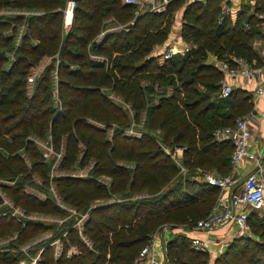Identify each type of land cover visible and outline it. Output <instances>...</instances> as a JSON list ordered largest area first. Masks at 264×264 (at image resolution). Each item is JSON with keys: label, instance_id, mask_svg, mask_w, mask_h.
Returning <instances> with one entry per match:
<instances>
[{"label": "trees", "instance_id": "1", "mask_svg": "<svg viewBox=\"0 0 264 264\" xmlns=\"http://www.w3.org/2000/svg\"><path fill=\"white\" fill-rule=\"evenodd\" d=\"M221 2L207 0L203 6L186 4L182 37L194 46L160 61L162 52L153 53L152 49L166 37L170 18L165 12L179 7L182 0L170 1L163 13L143 12L134 18L128 31L106 32L98 40L94 37L100 32L103 18L113 15L121 22L128 21L134 16L136 6L123 0H75L74 20L61 39L54 25H61L66 0H0V7L32 6L39 10L26 16L13 14L0 18V177L26 172L16 150L23 147L29 154L39 150L33 140H23L28 134H50L55 142L61 138L62 162L75 160L78 140L83 139L85 147L80 162L84 163L88 156L96 160L89 176H63L59 178L63 186L58 187L64 202L87 210L82 233L91 246L79 237L72 225L74 219L63 220L58 225L33 219L20 221L8 213L0 215V238L16 233L15 240L21 245L56 225L59 226L56 233L67 229L78 251L66 256L67 243L63 239L62 249L54 256L52 237L45 238L35 264H114L133 260L142 243L159 225L190 224L205 215L215 200V185L196 176H202L201 170L205 169L227 173L232 151L231 142L219 141L213 131L252 110L251 96L245 90L233 87L228 96H218L221 72L207 54L222 57L233 53L260 64L262 59L252 40L254 35L264 39L259 24L262 20L252 14L244 17L247 27L242 20L232 22L228 16L219 21ZM22 19H26L29 33L38 40L33 45L26 44L27 31L18 45L19 51L35 54L33 59H36L37 53L49 54L58 49L65 59L60 64L43 66L31 90L28 76L32 62L19 56L7 67V56L1 51L12 44V36L2 30L11 26L10 22ZM91 51L102 54L107 62L92 59ZM72 61L77 62L76 67L69 65ZM27 66L26 70L21 69ZM54 71L60 110L48 103L55 96ZM146 81L150 84L143 85ZM154 84L158 88L169 85L170 93L165 95ZM109 85L130 104L132 115L121 102L105 96L101 88ZM153 93L157 101H153ZM143 114L144 132L125 133L130 120L139 122ZM87 116L108 125L114 122L116 127L111 137L105 134L106 128L95 126ZM157 127L161 141L169 146H183L181 162L186 172H180L151 134ZM42 163L34 162L33 170ZM93 173L109 175V187ZM3 187L18 193L16 200L23 207L68 215L51 198L41 199L27 193L20 180ZM112 194H117L119 200L110 202L115 199ZM251 227L255 234L260 231L259 239L234 238L213 263H209L207 252L189 247L185 236L175 235L168 241L170 264H264V215ZM22 257L21 251L0 248V264H17Z\"/></svg>", "mask_w": 264, "mask_h": 264}, {"label": "built area", "instance_id": "2", "mask_svg": "<svg viewBox=\"0 0 264 264\" xmlns=\"http://www.w3.org/2000/svg\"><path fill=\"white\" fill-rule=\"evenodd\" d=\"M126 3H132L136 6L135 14L137 10L140 11L144 9V12L153 11L163 13L167 10V6L172 0H123ZM64 26L68 29L72 23L73 11L75 7V0H66L64 6ZM232 8L226 2L221 3L220 11L218 14V20L221 21L225 16L230 13H233ZM34 12V11H33ZM22 13V12H21ZM36 13V12H34ZM138 14V13H137ZM262 21L259 23L260 26L264 24V12L260 14L259 17ZM134 21V18L130 21ZM245 26H248V22L244 23ZM120 27L122 25H119ZM106 30H102L97 35V40L105 34ZM264 32V30H263ZM253 46L256 48L258 55L262 59L260 65H253L254 60H248L242 55H237L233 53L227 54L224 58L218 57L216 54H211L212 64L216 66L220 72L221 76L218 80L219 97H226L230 94L233 89V82L237 78H241L243 81H255V94L261 95L264 92V41L257 46L253 43ZM193 46L177 47L174 44H169L162 49L161 60L169 58L173 54L179 52L184 53L188 51ZM95 57H103L101 55ZM36 76V70L28 76V80L33 83ZM54 82V99L58 101L57 92V75L56 71L53 74ZM168 91L166 87V92ZM165 92V93H166ZM168 91L165 95H168ZM115 99H117L115 97ZM127 106V104H126ZM128 110L129 107L127 106ZM260 117L264 118V106L258 112ZM116 125V124H115ZM137 123L134 120H131V123L125 128L124 132L131 135H141L144 130L142 128H136ZM114 128L110 130L112 134ZM159 131V130H158ZM160 132V131H159ZM214 136L217 139L226 138L231 142L232 151L230 154V162L232 168H236L243 160H258V154L252 148L250 143L251 139V130L249 127V114H244L238 116L234 119L233 123L226 126H220L214 129ZM31 140L34 141L36 145H45L41 143L33 135L30 136ZM50 138V134H49ZM45 149L42 151L44 158H48L50 155L51 147L44 146ZM165 153L176 162V164L181 165L182 159V150L183 146L180 144H174L173 147H162ZM54 161L58 160V157L62 155L61 150L56 151L54 154ZM257 169L255 171L247 173L243 179L238 181L237 176L233 172H229L225 175L215 174L211 171L201 172V177L203 180L209 184L215 185L220 190V195L215 202V206L210 211V213L205 216L196 219L194 222V227L209 231L217 226L224 225L227 222H233L237 228V232L242 235H250L251 229L248 224V213L244 209V206L248 205L254 209H263L264 210V166L257 163ZM71 177H87L90 174H81L70 172L67 173ZM97 179L103 183L105 186L109 185V181L105 176L97 177ZM237 186H239L237 188ZM224 189H227L226 192ZM29 193V192H27ZM41 195H38L41 199L51 198L59 207L67 210L68 212H73L75 214L76 210L71 207L69 204L64 202L58 195L54 187H50L47 192H40ZM86 218V213L76 215V221L73 226L76 227L78 234L81 239L88 245L91 246L90 241L82 233V223ZM61 221V220H60ZM48 237V236H46ZM158 241V243H157ZM203 239L199 237H191L190 244L195 250H200L203 248ZM50 244L53 246V255L57 256L60 252L61 245H59L58 240H51ZM157 244L160 246L158 249ZM163 242L159 239V232L155 230L154 232L148 235V240L144 243L139 250L137 251L133 260L123 261L120 263L114 264H163ZM26 247H22L23 251H26ZM42 250V249H41ZM161 250V251H160ZM78 251L76 245H68L66 250V256H70ZM38 256L34 257L33 263L36 262ZM22 263L23 260H20ZM104 262L103 264H105Z\"/></svg>", "mask_w": 264, "mask_h": 264}, {"label": "rangeland", "instance_id": "3", "mask_svg": "<svg viewBox=\"0 0 264 264\" xmlns=\"http://www.w3.org/2000/svg\"><path fill=\"white\" fill-rule=\"evenodd\" d=\"M202 0H182V4L175 8L172 11H166L165 15L169 16L170 21L168 24V28L166 29V37L169 36H175L177 33H181V35L178 36H182V27L184 22L186 21V19H184V15H183V8L184 6H186V4L188 3H195V4H199L201 6H203V2H201ZM65 6V5H64ZM18 7V8H17ZM64 8L62 9V22L61 25L57 26V24H55L54 26L56 27V29L58 30L59 34V38L62 39L63 36H65L66 32H68L70 29H67L63 24H64ZM136 10V9H135ZM144 9L138 11L137 13L142 12ZM39 11L38 9H36L35 7L32 6H1L0 7V18H5L7 16H11L13 14H23L24 16L30 14V13H34V12ZM200 11L199 7H197V11ZM22 12V13H21ZM136 13V14H137ZM133 15H135V11L133 12ZM109 16V15H108ZM9 19V18H8ZM74 20V17H72V22ZM10 25H14V27L16 26V28H12L11 26H9L8 28L2 30V33L4 34H10L12 36V44L9 45L6 48H2L1 51L7 56V67L10 66L12 64V62L17 58H19V56H24V58L26 60H29L30 62H32L31 67H29V71L32 73V71L36 70V75L38 76V73L40 72V70L43 68V66L49 64V63H54V65L56 64H60L61 62H63V60L65 61V59H63L58 52V49L55 50V52L53 53H49V54H36L37 57L36 59H33V56L35 54H25V52H21L19 51L18 47L22 44L23 42V34L27 33L28 29H27V22L26 19H22L20 21L17 22H10ZM105 26V25H104ZM247 27V26H245ZM262 30H264V24L261 25L260 27ZM106 28L103 27L100 31L105 30ZM194 31V27L191 28V36H192V32ZM177 36V37H178ZM37 38L36 36H33L29 33L28 31V36L27 39L25 41L26 44L28 45H33L35 43H37ZM94 40H97V36L94 37ZM264 41V39L258 43V42H252L255 43V45L257 46L258 44L262 43ZM19 45V46H18ZM76 46V45H74ZM57 48H59V44L57 46ZM74 48V47H72ZM153 51H156L157 53H159L161 51V49H157L155 48ZM211 52H209L207 54V56L209 57L210 61H212V56H211ZM93 55L96 56H103L102 54L96 53V51H91L89 53V56L92 59L95 60H103L107 62V59L103 56V57H95ZM226 55L220 57V58H224ZM208 59V60H209ZM69 63V62H68ZM261 64V63H260ZM257 64V62L254 60L253 61V65H260ZM70 66L72 67H76L77 66V62L72 61L71 63H69ZM4 66H5V62H4ZM27 67L21 68V69H25L26 70ZM264 68V66H263ZM26 74V73H25ZM29 73L27 72L26 75H28ZM144 84H150L149 82H144L142 83ZM154 88H157L158 90H161L160 92L165 93L166 92V87L168 89V91H170L169 85L164 86V87H160L158 88L156 84L153 85ZM219 88V87H218ZM32 89V83H30V90ZM102 92L105 94V96L107 95V97L115 100L116 102H121L126 108L127 106L129 107L130 110H128L129 114L132 115V110L130 107V104L126 101H124L121 96L117 95L115 93L114 90H112V86L109 85L107 87H102L101 88ZM167 91V92H168ZM166 92V93H167ZM153 101H157V95L153 93ZM115 97L117 99H115ZM52 98V97H51ZM49 101H51V103L48 101V103L51 105L52 104V108L60 110L61 109V105H60V101H56L55 99H52ZM127 104V106H126ZM128 109V108H127ZM241 116V115H240ZM87 120L89 122H91L92 124H94L95 126L101 127V128H106V132L105 134L108 135V137H111L110 134V130H112L113 128L116 127L115 123L112 122L111 124H107L104 121H99L96 119H93L92 117L87 116ZM135 121V120H134ZM145 121V117L144 114L141 117L139 122H136V128H142L143 130H145L143 124ZM229 122V121H228ZM225 122V123H228ZM131 123V120H130ZM230 125V124H229ZM127 128V126L125 127ZM125 130V129H124ZM160 128H155V130L150 131L151 134L153 136H156L155 140L158 142V144L162 147H170L173 146L172 145H167L165 142L161 141V137H160ZM48 131V130H47ZM32 134H28L26 137L24 136L23 140L25 142H28L29 140H31V136ZM41 143H44V146H48L51 147V153L49 155L48 158H44L42 155V151L43 149H45V147L43 145H37V149H39L38 151L35 152H31L29 154V152L27 150H23V147H21L20 149L18 148L16 150V153L21 156L25 166H26V172H17L15 173V175L13 177H0V215L3 213H8L9 215L13 216L15 219L20 220V221H24L25 219H33V220H41V221H45V222H53V223H57L58 225L63 222V220L66 219H71L74 221H76V215L78 214H82V213H86V217H87V210L82 211L79 209H76L75 207H73L76 211L75 214H73V212H68V215H64V216H60L57 215L55 213H41V212H37L36 210H34V208L32 207H23L21 206L18 201L16 200V195L18 193L15 192H10L11 190H6L4 186V184H13L15 182V180H20V182H22L26 192L35 194V195H41L40 192H47L48 189L50 187H54V189L57 191L58 193V187H62L63 184L59 178H63V176H68L67 173L70 172H74V173H81V174H90V171L92 170V167L94 166L96 160L93 157L88 156V159H86V161L84 163L80 162V158L84 152V140H78V145H77V152H76V157L75 160L72 161L73 159H68L67 161L62 162V156L58 157V160L56 162L54 161V154L56 153V151H60L63 154V140L60 138L59 142H55L54 140H52V136L50 135L49 138V134H45V136H35ZM61 137H64V135H61ZM32 141V140H31ZM33 142V141H32ZM33 150H36V148H33ZM32 150V151H33ZM0 151H2V148L0 147ZM39 152V154H38ZM41 153V154H40ZM35 154V155H33ZM41 161L40 164L37 169L33 170V167L35 168V165H33L34 162L36 161ZM33 162V163H32ZM203 171H211L214 172L215 174H219V175H225L227 173H222V172H218L216 170H212V169H205V170H201V172ZM43 173V175H42ZM42 175V176H41ZM95 175V173H93V176ZM96 177H101L100 175H95ZM106 177V179L108 181H110V176L108 175H103ZM47 177V178H46ZM46 178V180L44 179ZM241 178L238 180L240 181ZM59 185V186H58ZM106 187H109V185H106ZM239 186H237L238 188ZM59 195V193H58ZM114 194H112L113 196ZM60 197V195H59ZM61 198V197H60ZM94 202V201H93ZM244 209L247 211L248 213V224L249 227L251 229V234L250 235H245L244 237L249 238V239H259V237L257 236V234H259L260 231H257V234H255L253 232V229L251 227V224L255 223L257 220H260V218L263 217L264 215V210L263 209H254L248 205L244 206ZM201 218V217H200ZM61 220V221H60ZM73 221V222H74ZM251 222V224H250ZM73 225V224H72ZM59 226L55 225L54 229H47L45 231H40L38 234H36V237H32L31 240H29V242L25 243V244H19L16 242V233H12L9 236L6 237H1L0 238V248L5 247L8 251L10 252H18L21 251L23 253V256L20 260H23V262L21 263L20 260L17 262V264H35V262L33 263V259L34 257L38 256V258L40 257L41 254V242L43 240H45V238H50L53 240H58L59 245L63 246V242L64 240L67 243V247L68 245H75L74 242L71 241V239L68 237V234L66 232L67 229L56 233L57 229ZM66 228V227H65ZM76 228V227H75ZM64 229V228H63ZM78 232V231H77ZM56 233V234H55ZM48 236V237H46ZM80 237V235H79ZM81 238V237H80ZM64 239V240H63ZM148 240V238H147ZM147 240L144 242L146 243ZM142 243V244H144ZM158 243V241H157ZM164 243V242H163ZM15 244V245H13ZM141 244V245H142ZM41 246V247H40ZM22 247H26V251L22 250ZM158 249L160 248V246L157 244ZM62 248H60L59 250H61ZM40 250V252H39ZM161 251V250H160ZM164 251V248H163ZM135 257V256H134ZM134 259V258H133Z\"/></svg>", "mask_w": 264, "mask_h": 264}, {"label": "crops", "instance_id": "4", "mask_svg": "<svg viewBox=\"0 0 264 264\" xmlns=\"http://www.w3.org/2000/svg\"><path fill=\"white\" fill-rule=\"evenodd\" d=\"M207 0H202L201 2L205 3ZM226 2L229 4L232 8L233 13L228 14V18L230 20L235 21L238 20H244V17H246L249 14H252L256 18L260 19V14L264 12V1L263 0H222L221 3ZM257 8H262L263 10L257 11ZM184 10V8H183ZM144 11L135 14L131 19L125 22H121L117 20V18L113 15H109L102 19L101 21V28L100 30L105 27L106 32H112V31H128L130 28V25L134 23V21L131 23L130 21L135 18L137 15L143 13ZM247 21H243V24ZM105 25V26H104ZM119 25H122L121 27ZM245 26V25H244ZM99 30V31H100ZM181 33H177L175 36H169L165 37L164 41L162 43L156 44L152 51L157 49L165 48L169 44H174L177 47H185V46H194L192 43L187 42L183 39ZM178 36V37H177ZM261 39L263 40V36L260 35H254L253 42H260ZM153 53H157L156 51H153ZM179 53V52H177ZM182 54V53H181ZM255 81H243L241 78H237L233 82L234 88H239L242 90H245L248 94L251 96L252 100V110L247 112L246 114H249V127L251 130V139L250 143L252 145V148L256 151L258 154V160H243L239 164H237L236 168H232V164L230 162V167L227 173L230 171L233 172L235 177L237 176L238 180L241 178L243 179L244 176L252 171H255L257 169V163L259 165L264 166V118L260 117L258 114L259 110L263 108L264 106V92L261 95L255 94ZM219 141H229L226 138L218 139ZM127 166H130L128 163ZM179 166V170L181 173L186 172V167L182 164ZM196 179L201 180V176H196ZM214 193H215V200L210 206V208L205 212V215L203 217L207 216L210 211L215 206V202L217 198L220 195V190L218 187H214ZM227 189H224L226 192ZM113 197L115 199H111L110 202H113L114 200H119V197L117 194H114ZM194 223H173V222H167L159 225L156 230L159 232V239L164 242L163 247L164 248V258H163V264H170V258L168 256V241L175 236V235H181L185 236L189 243V247L193 248L190 244L191 237H199L203 239V248L200 249L202 252H207L208 254V260L209 263H213L214 260L225 250V248L229 245V243L236 237L244 236L242 234H239L237 232V228L234 225L233 222H227L224 225L217 226L209 231L199 229L194 227ZM40 252V250H39Z\"/></svg>", "mask_w": 264, "mask_h": 264}]
</instances>
